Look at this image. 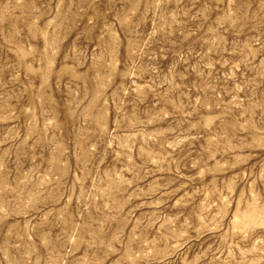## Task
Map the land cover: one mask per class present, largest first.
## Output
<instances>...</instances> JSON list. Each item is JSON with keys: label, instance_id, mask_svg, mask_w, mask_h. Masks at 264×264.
<instances>
[{"label": "rangeland", "instance_id": "obj_1", "mask_svg": "<svg viewBox=\"0 0 264 264\" xmlns=\"http://www.w3.org/2000/svg\"><path fill=\"white\" fill-rule=\"evenodd\" d=\"M0 264H264V0H0Z\"/></svg>", "mask_w": 264, "mask_h": 264}]
</instances>
